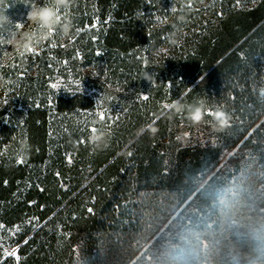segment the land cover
Masks as SVG:
<instances>
[{
    "label": "trees",
    "instance_id": "16d2710c",
    "mask_svg": "<svg viewBox=\"0 0 264 264\" xmlns=\"http://www.w3.org/2000/svg\"><path fill=\"white\" fill-rule=\"evenodd\" d=\"M39 4L0 0V211L37 217L18 264H264V0H67L47 36Z\"/></svg>",
    "mask_w": 264,
    "mask_h": 264
},
{
    "label": "clouds",
    "instance_id": "9594fccd",
    "mask_svg": "<svg viewBox=\"0 0 264 264\" xmlns=\"http://www.w3.org/2000/svg\"><path fill=\"white\" fill-rule=\"evenodd\" d=\"M66 6L67 0H55V4H39L38 6L30 7L27 12L26 19L34 24H36L40 29L47 31L42 33V36L51 35L56 26L61 24V16L58 14L60 6ZM63 32L68 33L70 30V24L65 22L62 26ZM25 39L27 43L24 44L26 49H30L32 42L34 40V35L26 34ZM152 73H145L144 80L149 83L152 82ZM165 107L169 110H175L176 112H185L186 119L191 122L192 125H198L204 121L206 116H210L219 125H224L227 123L228 116L221 110L216 109L212 111L208 109L205 105L201 103H195L185 109V106L180 103L177 99L171 104H166ZM103 118V117H101ZM155 131V129H152ZM105 139V133L95 127L91 129V134L89 136V141L92 144L102 143Z\"/></svg>",
    "mask_w": 264,
    "mask_h": 264
},
{
    "label": "rangeland",
    "instance_id": "374dc122",
    "mask_svg": "<svg viewBox=\"0 0 264 264\" xmlns=\"http://www.w3.org/2000/svg\"><path fill=\"white\" fill-rule=\"evenodd\" d=\"M62 82L63 81L57 82V86H59ZM111 110L112 109L108 108L98 109L95 112V115L98 114L99 117H104L106 115V121L107 118H111ZM90 114L91 113H89V115ZM21 149H23V145L21 142H19L18 145L14 148L15 155L19 153L17 163H24V159L20 154ZM3 216L4 215L2 211H0V264H18L20 257L18 254L19 247L18 245H15V240L18 238V235L16 234L20 233L24 226L27 227L37 222V217L35 216L34 211L30 210L29 212H24L22 216L18 217L21 222L9 228L5 223L7 222V220L9 221L12 218H10L9 216Z\"/></svg>",
    "mask_w": 264,
    "mask_h": 264
}]
</instances>
